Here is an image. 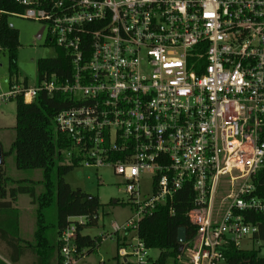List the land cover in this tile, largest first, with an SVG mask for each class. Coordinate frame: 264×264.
I'll return each mask as SVG.
<instances>
[{
    "label": "built area",
    "instance_id": "obj_1",
    "mask_svg": "<svg viewBox=\"0 0 264 264\" xmlns=\"http://www.w3.org/2000/svg\"><path fill=\"white\" fill-rule=\"evenodd\" d=\"M19 1L70 71L7 83L0 99L46 91L75 102L53 120L71 141L63 153L112 166L132 206L110 225L123 233L118 260L153 264L139 223L157 206L172 213L184 189L195 234L176 264H227L229 246L264 223V0ZM143 174L151 191L140 197ZM58 237L61 264H73L74 225Z\"/></svg>",
    "mask_w": 264,
    "mask_h": 264
},
{
    "label": "trees",
    "instance_id": "obj_2",
    "mask_svg": "<svg viewBox=\"0 0 264 264\" xmlns=\"http://www.w3.org/2000/svg\"><path fill=\"white\" fill-rule=\"evenodd\" d=\"M24 6L19 0H0V48L7 57V83L18 82L17 30L8 24V17L20 15ZM48 44V43H46ZM51 45V43H49ZM53 46V45H51ZM56 55L37 60V82L55 75L64 77L69 73V59L63 48L55 47ZM27 85V80L22 82ZM15 102V136L8 152L2 150L0 164V244L3 256L11 264L28 257L31 264H61L59 255V234L70 225L75 227V245L79 257L95 250L104 236L84 234L86 228L97 227L98 210L101 208L98 197L72 188L64 176L80 165L79 158L64 163L63 152L70 146V140L54 127V117L62 109L75 104L61 92L51 94L40 91L31 103H25L18 96ZM7 153L14 154L15 166L19 170L41 169V179L27 180L10 177L4 166ZM42 185L36 193L35 185ZM184 189L179 191L172 203L173 212L166 206H157L145 215L139 223L138 236L149 249L159 251L153 264H176L179 254L176 241L177 232L183 227L186 239L195 234V226L189 220L188 197ZM19 194L29 197L35 205V223L32 238L23 239L19 235V212L16 200ZM117 203V201L113 202ZM82 217L83 222L76 218ZM264 240V223L253 240ZM116 241V247L119 243ZM77 257V258H79ZM227 264H264V258L255 250H243L230 245L226 252ZM115 264H123L114 257ZM0 264H7L0 259Z\"/></svg>",
    "mask_w": 264,
    "mask_h": 264
},
{
    "label": "rangeland",
    "instance_id": "obj_3",
    "mask_svg": "<svg viewBox=\"0 0 264 264\" xmlns=\"http://www.w3.org/2000/svg\"><path fill=\"white\" fill-rule=\"evenodd\" d=\"M8 24L17 30L19 47L17 49V70L18 84L27 80L29 87L37 83V60L50 58L56 55V49L45 43L44 36L36 38L37 33L42 29V23L19 15L8 17ZM7 57L0 48V89H7ZM15 102L14 100L0 99V147L8 152L11 142L15 136ZM64 163L69 162V157L63 153ZM6 173L14 179L39 180L41 169L19 170L15 166L14 154L7 153L4 157ZM65 181L72 188H80L82 191L98 197L101 208L98 210V225L93 228H86L83 233L89 236H104L98 247L87 255L77 258L73 264H115L116 239H122L123 233L110 236L112 232L111 223L121 224L132 214V206L129 196L124 190L123 179L115 174L112 166L103 165L99 167L85 166L80 164L74 167L64 176ZM140 197L150 194L151 174H143L139 179ZM36 193L42 191V185H35ZM117 201V203H113ZM20 213L21 229L20 237L31 239L35 223V205L25 194L17 196L16 204ZM239 248L243 250H255L258 256L264 258V240L242 239L239 241ZM3 246L0 244V259L9 263L3 256ZM159 254L156 249H151L149 255L155 260ZM18 264H31L28 257L22 258ZM222 264V263H220Z\"/></svg>",
    "mask_w": 264,
    "mask_h": 264
},
{
    "label": "water",
    "instance_id": "obj_4",
    "mask_svg": "<svg viewBox=\"0 0 264 264\" xmlns=\"http://www.w3.org/2000/svg\"><path fill=\"white\" fill-rule=\"evenodd\" d=\"M41 29L40 31L37 33L36 35V38H39L40 37V34H41ZM2 163V149L0 147V164ZM115 202V201H114ZM186 240V232H185V229L183 227H180L178 229V232H177V238H176V241L178 243V251L180 252L183 248V243L185 242Z\"/></svg>",
    "mask_w": 264,
    "mask_h": 264
},
{
    "label": "crops",
    "instance_id": "obj_5",
    "mask_svg": "<svg viewBox=\"0 0 264 264\" xmlns=\"http://www.w3.org/2000/svg\"><path fill=\"white\" fill-rule=\"evenodd\" d=\"M17 207V206H16ZM18 209V208H17ZM18 212H19V209H18ZM19 217H20V213H19ZM21 221H20V218H19V233H20V229H21ZM33 230H34V228H33ZM32 234H33V232H32ZM27 240H30V239H27Z\"/></svg>",
    "mask_w": 264,
    "mask_h": 264
}]
</instances>
